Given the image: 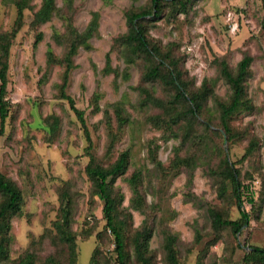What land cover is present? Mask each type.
I'll return each mask as SVG.
<instances>
[{
  "label": "rangeland",
  "instance_id": "374dc122",
  "mask_svg": "<svg viewBox=\"0 0 264 264\" xmlns=\"http://www.w3.org/2000/svg\"><path fill=\"white\" fill-rule=\"evenodd\" d=\"M42 2L0 0V34H12L0 171L23 197L20 214L10 219L8 255L0 264L25 259L119 264L102 218L103 202L85 166L91 156L108 166L123 151L128 166L114 188L121 194L117 216L125 221L127 264H141L134 239L144 228L150 231L144 248L150 264H170L166 241L171 236L179 264H264L246 256L251 247L264 248L262 0H193L184 10L164 2L148 24V39L179 59L188 91L207 93L194 117L162 79L143 80L152 59L125 40L128 11L149 8V0H54L50 18L35 25ZM17 5L23 7L20 16ZM89 27L86 43L70 57L64 91L83 111L90 141L60 96L73 30ZM38 33L42 37L34 44ZM244 55L252 59L245 82L250 101L231 115L227 134L218 103L229 101L231 89L221 64L234 73ZM231 168L252 192V202L243 204L248 221L236 234L230 227L215 229L210 216L213 209L226 219L241 218L227 176ZM133 175L137 189L130 183ZM63 194L70 200L66 229L74 248L57 228Z\"/></svg>",
  "mask_w": 264,
  "mask_h": 264
},
{
  "label": "trees",
  "instance_id": "16d2710c",
  "mask_svg": "<svg viewBox=\"0 0 264 264\" xmlns=\"http://www.w3.org/2000/svg\"><path fill=\"white\" fill-rule=\"evenodd\" d=\"M42 1V6L33 16L32 23L35 25L48 20L54 9V0ZM192 1L193 0H149V8L128 11L126 16L128 31L125 35V40L134 44L136 52H140L152 59L151 65L146 68L143 74V80L154 81L156 79H162L165 84L171 86L175 91L173 98L175 100L186 102V113L194 117L203 108L207 99V93L204 90H201L200 92L188 91L187 84L183 80V72L179 67V59L168 49L162 50L157 44L152 43L148 39V24L160 15L162 3L165 2L173 6H179L184 10L185 6ZM17 7L20 16L23 7H21V5H17ZM262 9L263 17L261 25L264 28V0H262ZM90 32V27L81 33L77 30H73L74 37L70 39L66 56L63 58V64L66 66V73L60 89L61 98L68 101L70 108L73 110L81 123V127L84 129L88 141H90V137L85 125L83 111L75 107L72 97L65 93L64 87L67 72L71 67L70 57L76 52L75 50L79 45L86 43V39L90 35ZM11 37L12 34L9 33L0 34V136L4 132V122L8 115V102L5 97L7 93V57ZM41 37L42 34L38 33L34 44H36ZM251 60L252 59L249 55H244L237 63L236 71L234 73L229 70L226 63L222 62L221 64V73L229 83L231 89L229 101L218 103L220 123L227 134H230L228 122L231 115L238 109L247 108L250 101L245 90V82L249 76ZM116 111L118 117L124 119L121 113L122 110L118 108ZM52 128L54 130L56 124H54ZM224 163H227L226 158L224 159ZM127 166L128 153L126 151L119 153L114 162L108 166H102L96 163L92 156L85 166V172L89 180L92 182L94 193L103 202L102 218L106 222V228H108L113 235L119 264H127L125 262L124 238L122 233L123 228H125V221L124 219H119L117 216V206L121 200V194L115 190L114 182L118 176H121L126 172ZM227 176L234 189L233 195L238 207L239 209L241 208V218L238 220L226 219L222 217L221 213L213 209L210 210V216L212 219V225L215 229L218 230L223 227H230L231 231L236 234L238 232L240 233L241 228L248 221L247 209L243 208V204L245 201L247 203L252 202V192L249 191L250 187L248 185L242 184L238 179L235 168H231V170L229 169ZM130 183L132 187L137 189V177L135 175L130 179ZM22 203L23 197L21 190L14 181L10 180L0 171V262L6 259L8 255L9 230L11 227L10 219L20 214ZM69 207L70 200L66 197V194H63L61 197L62 221L61 223H58L57 228L61 233V238L70 242L71 247L74 248L75 241L66 229L69 221ZM149 237L150 231L147 228L136 232V237L134 239L135 250L137 258L141 264H150L148 258L144 254V248ZM173 239L174 238L171 236L168 237L166 241L168 250L167 258L170 264H179L172 247ZM246 256L249 261H255L256 259L264 261V248L251 247V251L247 252ZM21 264H31V261H26L25 259Z\"/></svg>",
  "mask_w": 264,
  "mask_h": 264
},
{
  "label": "built area",
  "instance_id": "2783aa9c",
  "mask_svg": "<svg viewBox=\"0 0 264 264\" xmlns=\"http://www.w3.org/2000/svg\"><path fill=\"white\" fill-rule=\"evenodd\" d=\"M229 19H230V18H229ZM230 29H231V31H233V32L237 29V26H236V24L234 23V21H231Z\"/></svg>",
  "mask_w": 264,
  "mask_h": 264
}]
</instances>
